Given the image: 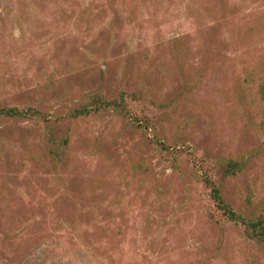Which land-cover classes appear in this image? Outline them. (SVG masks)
<instances>
[{"label":"rangeland","instance_id":"1","mask_svg":"<svg viewBox=\"0 0 264 264\" xmlns=\"http://www.w3.org/2000/svg\"><path fill=\"white\" fill-rule=\"evenodd\" d=\"M1 108L0 264H264L201 184L264 214V0H0Z\"/></svg>","mask_w":264,"mask_h":264},{"label":"trees","instance_id":"2","mask_svg":"<svg viewBox=\"0 0 264 264\" xmlns=\"http://www.w3.org/2000/svg\"><path fill=\"white\" fill-rule=\"evenodd\" d=\"M124 98L120 97L116 100H106L101 95H93L89 102L85 105H81L72 109L68 113V117L71 119L88 118L98 116L105 112L112 111L117 114L118 117L126 120L129 123V127L133 131H139L142 128L141 123H134L130 120V116H133L124 104ZM0 115L8 118L29 119L39 115V112L35 109L28 108L26 110H18L16 108H1ZM146 127V130L150 129ZM143 129V128H142ZM49 152L55 160H57L64 152V149L68 146L69 141L67 138L58 139L50 133L48 136ZM245 169V163L243 161L226 160L219 168V181H224L227 178L235 177L237 174ZM202 186L208 190L209 199L214 204V207L222 216L235 225L243 228L245 237L254 241L256 244L264 247V214H255V212H249L248 215H242L236 212L230 204H228L222 195L221 186L208 177H205L201 181ZM264 205V198L261 202ZM247 205L250 210L251 202L247 199Z\"/></svg>","mask_w":264,"mask_h":264}]
</instances>
